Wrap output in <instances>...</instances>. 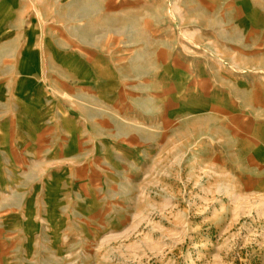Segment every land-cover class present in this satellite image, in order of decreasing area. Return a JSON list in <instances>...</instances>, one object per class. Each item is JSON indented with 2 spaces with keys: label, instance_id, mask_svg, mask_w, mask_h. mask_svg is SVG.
<instances>
[{
  "label": "rangeland",
  "instance_id": "obj_1",
  "mask_svg": "<svg viewBox=\"0 0 264 264\" xmlns=\"http://www.w3.org/2000/svg\"><path fill=\"white\" fill-rule=\"evenodd\" d=\"M0 264H264V0H0Z\"/></svg>",
  "mask_w": 264,
  "mask_h": 264
}]
</instances>
